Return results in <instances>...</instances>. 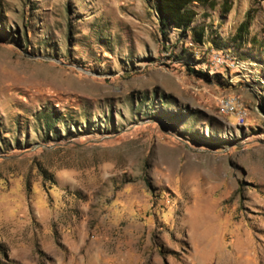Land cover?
Masks as SVG:
<instances>
[{
    "label": "rangeland",
    "instance_id": "1",
    "mask_svg": "<svg viewBox=\"0 0 264 264\" xmlns=\"http://www.w3.org/2000/svg\"><path fill=\"white\" fill-rule=\"evenodd\" d=\"M190 6L0 0V264H264V0Z\"/></svg>",
    "mask_w": 264,
    "mask_h": 264
},
{
    "label": "trees",
    "instance_id": "2",
    "mask_svg": "<svg viewBox=\"0 0 264 264\" xmlns=\"http://www.w3.org/2000/svg\"><path fill=\"white\" fill-rule=\"evenodd\" d=\"M154 3L158 22L162 37L166 38L168 29H180L182 33H186L190 23L192 22L195 12L190 5L194 3H208L210 6L214 5V0H151ZM227 10V9H226ZM241 26H245L243 23ZM197 41H200L201 33L195 32ZM191 58L189 60L183 59V65L190 73L206 76V72L200 69H195L189 61L194 58V54L191 52ZM178 61H182L181 58H177Z\"/></svg>",
    "mask_w": 264,
    "mask_h": 264
},
{
    "label": "built area",
    "instance_id": "3",
    "mask_svg": "<svg viewBox=\"0 0 264 264\" xmlns=\"http://www.w3.org/2000/svg\"><path fill=\"white\" fill-rule=\"evenodd\" d=\"M214 59L217 64H222L226 62L222 54L216 55ZM220 107L223 112L234 113L238 119L239 124L243 123V120L245 119L246 116L245 109L241 107L233 97L229 95L222 96L220 99Z\"/></svg>",
    "mask_w": 264,
    "mask_h": 264
}]
</instances>
